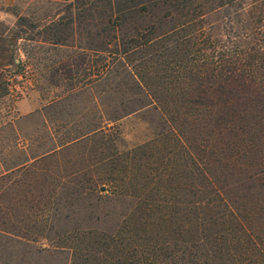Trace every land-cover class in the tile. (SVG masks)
<instances>
[{"label":"rangeland","instance_id":"rangeland-1","mask_svg":"<svg viewBox=\"0 0 264 264\" xmlns=\"http://www.w3.org/2000/svg\"><path fill=\"white\" fill-rule=\"evenodd\" d=\"M192 1L205 14L195 13ZM93 2L0 0V264H71L67 246L78 244L83 232L114 234L128 219L130 242L157 249L161 200L206 201L209 180L224 189L242 178L247 159L259 155L262 164L249 170L264 168V66L235 53L253 46L241 33L264 23V0H117L123 33L154 27L157 38L125 61L113 60L105 78L80 89L65 76L81 73L78 46L99 42ZM186 11L195 18L189 21ZM200 26L190 40L199 51L165 55ZM86 53L88 67L97 54ZM191 64L209 78L233 67L263 82L239 88L249 117L236 124L246 131L237 146L226 149L217 134L195 130L190 118L180 128L167 119L159 91H187ZM132 71L146 86L135 83ZM244 145L251 146L246 156ZM165 170L170 182L159 178ZM178 181L182 188H169Z\"/></svg>","mask_w":264,"mask_h":264},{"label":"trees","instance_id":"trees-1","mask_svg":"<svg viewBox=\"0 0 264 264\" xmlns=\"http://www.w3.org/2000/svg\"><path fill=\"white\" fill-rule=\"evenodd\" d=\"M183 2L179 1L180 4ZM192 2L195 4V1ZM82 4H87V1ZM93 6L97 8L100 22L99 42L93 47L79 45L81 49L79 54L82 56L79 63L81 73L77 72L76 78L69 73L65 76L67 79H76L77 87L80 89L90 88L91 85L105 78L113 60L125 61L129 53H135L152 43L158 35L154 27L147 29L134 27L131 33H123L118 21L122 19L124 12L120 9L117 0H94ZM140 6L143 7V5ZM195 6L193 9L195 13H200L199 16L205 14L201 9V3H196ZM195 13L186 11L185 15H192L188 18L191 21L195 18ZM183 14L180 13V15ZM164 15L172 16L170 12ZM262 22L260 20L259 25L253 29L243 30L242 38L249 40L245 42L246 46L247 44L253 46L239 49L235 53L243 61L249 59L253 62L259 61L264 66V23ZM175 28L160 31L159 38L164 39L166 35L174 32ZM187 28L189 29V26ZM182 30L177 29V31ZM202 30V26L192 28V31L185 35L186 39L180 42V46L183 47L176 46L175 50L172 49L167 53L165 51V55L188 54L191 49L195 52L199 51V49L196 50L195 45L191 44L192 47H190V40ZM52 43L70 45L63 43L60 39H55ZM87 51L97 54L94 64L88 67ZM231 56H235L234 53H231ZM191 65L187 70L189 79L187 91L174 94L159 91V103L168 114L167 119L180 128V125L186 124L187 119L190 118L195 121L196 126L193 127L195 130L205 129V132L210 131V136L217 134L226 149L233 145L237 146L239 144L237 141H242L241 132L246 133V131L236 124L249 117L247 102L244 101V95H241L242 90H246V85L255 83L261 85L264 81H255L256 77L252 74L237 73L233 67H227V71L224 68L223 72L220 70L215 74L211 73L209 78L201 65L199 67ZM249 65H252V62ZM132 74L138 86H146L147 83L142 74L138 71H132ZM210 80H212L211 85L208 84ZM240 87L243 89L238 93ZM174 100H180L179 105L173 107V110L167 109L166 104ZM262 119L264 120V116ZM197 126L199 128L196 129ZM195 130L192 129V131ZM180 131L182 132V129H179L178 135L182 134ZM250 148L251 146L243 150L244 156L247 155V150L251 151ZM262 157L263 155H259V157L247 159L243 163L246 165L242 167V173H244L242 178L237 179L236 182L232 181L224 189L217 188L214 181L209 180L208 188L211 193L206 201L196 200L190 203L174 201L173 204L167 205L166 201L161 200L159 202V248L155 249L156 244L153 243L138 247L139 245L130 242V235H128L130 230L124 227L128 219L114 234L97 233L92 230L83 232L79 239L77 237L78 244L67 246L73 255L71 264H264V168L249 170L252 164L260 166ZM233 170L234 167L228 166L229 175L234 174ZM159 176L161 181H171L164 179L167 176L166 170ZM173 187L180 189L183 183L178 181L176 185L169 188L174 190ZM145 205L141 204L139 207L144 208L143 210L153 207ZM253 220H256L258 224H253Z\"/></svg>","mask_w":264,"mask_h":264}]
</instances>
